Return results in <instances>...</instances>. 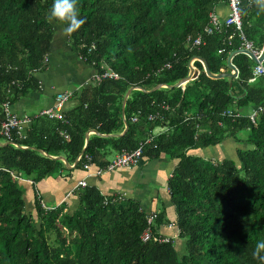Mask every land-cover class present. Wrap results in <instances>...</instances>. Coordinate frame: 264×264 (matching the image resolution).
Returning <instances> with one entry per match:
<instances>
[{"label":"trees","instance_id":"1","mask_svg":"<svg viewBox=\"0 0 264 264\" xmlns=\"http://www.w3.org/2000/svg\"><path fill=\"white\" fill-rule=\"evenodd\" d=\"M220 5L227 0H78L85 23L67 41L98 79L73 95L62 119L33 116L22 137L0 136V264H259L252 251L264 239V80L252 76L247 55L236 53L235 78L210 79L194 61L197 77L173 88L192 57L213 75L229 72L226 59L242 50L240 35L256 51L263 47L264 12L255 0H241L239 31L222 25L203 33ZM52 6L53 0H0V106L38 90L35 75L47 66L54 24L65 28L48 19ZM197 36L201 43L192 46ZM91 44L87 53L82 45ZM105 69L118 78H103ZM157 85L166 88L151 92ZM155 112L161 119L147 121ZM222 143L236 146L234 160L201 156ZM139 146L140 159L176 162L165 186L173 240L156 242L170 225L161 202L147 225L137 201L104 197L93 185L76 190L72 209L61 203L46 211L32 187L33 209L26 210L19 180L36 185L60 177L67 171L62 160L82 171L88 157L105 169L113 155ZM147 227L151 238L142 242Z\"/></svg>","mask_w":264,"mask_h":264},{"label":"crops","instance_id":"2","mask_svg":"<svg viewBox=\"0 0 264 264\" xmlns=\"http://www.w3.org/2000/svg\"><path fill=\"white\" fill-rule=\"evenodd\" d=\"M215 11V14L218 16V18L222 20L227 14V7L220 5ZM54 31L56 33L54 32L52 37L51 52L48 55L47 66L43 72L35 75L39 83L38 90L28 93L26 96L12 104V113L17 118L27 117L30 119V121L24 125L18 133L11 132L9 139H6L2 136L7 141H10L12 133H15L18 137H22L29 129L31 118L38 115L39 112L49 109L52 106L55 95L59 93H71L70 99L64 103L65 105H63L62 108L63 113L69 111L75 104V101H73L74 98H72L73 95L84 89L91 82V80H94L93 77L96 74V71L93 66L80 60L79 55L70 50L66 34L64 33V26L54 24ZM106 70L107 69H105V71ZM39 97L42 99L43 103L38 109V112L26 114L24 112V107L28 105L26 104L27 98L36 99ZM132 118L134 117H131V119ZM131 119L130 121L133 122ZM124 131L125 128L121 134H123ZM156 133L157 132L155 131L154 134ZM86 135L88 136V134ZM190 152L194 154V152ZM218 154L219 150L217 151L215 148L214 154L211 155L215 156ZM114 156L115 155H113V157ZM113 157L111 159H113ZM158 160H161L167 165L170 163L175 165L176 163L175 161H167L165 157L159 158ZM140 161L137 165L131 168L103 172L99 176H91V173H94L97 169L91 165L88 172L89 177H85V173L82 171L71 170L73 169V165H67L66 163H63L67 171L64 170L60 174V177L46 178L41 180L36 185H34L31 180H20L24 184L23 186L25 188V208L27 211L32 212L33 189L34 191L36 190L37 194L41 198V203H43L45 207L53 208L60 205L61 203H64L69 209H72L77 202L75 194L77 189H75V185L78 181L85 178L87 185L95 186L104 197L120 196L122 198L134 199L140 204L146 214L157 212L159 203L161 202L165 208L167 219L170 222V225L161 228V232L163 235L176 238L175 226L173 225L175 215L172 207L170 209L168 192L166 190L167 195L166 197L165 195H162V198L158 195V191L154 192V194L152 193L150 196L145 195V192L147 193V191L144 189V172L140 171L138 173L141 166ZM163 163H161V165L157 166L156 168H163ZM171 212L173 213L174 217L171 216Z\"/></svg>","mask_w":264,"mask_h":264},{"label":"built area","instance_id":"3","mask_svg":"<svg viewBox=\"0 0 264 264\" xmlns=\"http://www.w3.org/2000/svg\"><path fill=\"white\" fill-rule=\"evenodd\" d=\"M240 5H241V0H227V14L226 16L220 20L218 16L215 13H209L208 14V21H207V26L204 28L203 33L205 34H211L213 31H218V29L223 25L225 27L232 26L235 30L239 31L240 30V23H241V18H240ZM240 48L242 50L248 51L250 54H252L255 59H257L261 53V50L256 51L255 49L252 48V44L244 39L242 35H240ZM189 41V39H187ZM192 46H198L201 43L200 36H197L195 39L192 41H189ZM82 48L86 49V52H90L94 49V46L91 44L89 46L82 45ZM220 52V51H218ZM82 61H85V57L80 56L79 57ZM43 61H47L45 58ZM194 62V59L190 61V66H192V63ZM264 60H262L259 63H255V66L252 69V76L253 77H261L264 80V68L262 67V63ZM164 68L169 67V63H165ZM102 77H107V78H112V79H117V76L112 73L110 70H106L103 74ZM94 80L98 79V76L95 74L94 75ZM183 88V86H181ZM71 97L70 92H63L55 95L52 106L49 109H45L41 112L38 113L37 116H45L48 119H55V120H60L63 117V105L65 102L68 101V99ZM10 102L8 100H5L1 104V114H2V119L0 121V135L3 136L6 139H9V135L11 132H16L18 133L24 125H26L30 119L27 117H22V118H17L13 113L10 108ZM161 111H166L167 107L163 104L159 106ZM257 110L252 111V113L249 115L250 120L252 121L256 115H257ZM226 114H230L229 111L226 112ZM162 114L160 112H155L151 113L147 116V121L153 122L157 119H161ZM133 122L136 120V118L131 119ZM64 138H67L65 135H63ZM150 141V140H149ZM141 146L138 148H135L134 150L131 151H122L120 154L116 155L105 167V169H99L97 168L94 173H91V176H99L103 172H111L117 169H128L131 168L135 165L138 164L140 158H141ZM79 158H76V161ZM87 163L83 165L82 172L85 173V177H89V170L91 167V164L89 163V158L86 157ZM20 181V180H19ZM87 185L85 178L81 179L78 181L75 185V189L78 188H83ZM41 207L43 210H48L47 207H45L43 204H41ZM154 214H149L146 216V224L150 225L152 223V219H154ZM151 238L150 235V230L148 227L143 230V232L140 235V240L142 242H146ZM173 237H162L159 236L156 238V242L158 243H167L170 240H173Z\"/></svg>","mask_w":264,"mask_h":264},{"label":"rangeland","instance_id":"4","mask_svg":"<svg viewBox=\"0 0 264 264\" xmlns=\"http://www.w3.org/2000/svg\"><path fill=\"white\" fill-rule=\"evenodd\" d=\"M32 99H34V100H32ZM42 103H43V101L40 97L36 98V99L35 98H27L26 104H28V105H26L24 107V112L26 114L37 113L38 109L40 108ZM10 108H12V105L10 106ZM235 147L236 146L232 143H228V144L222 143L216 147H210V148L205 149L203 152H201V154H202L201 156H203V158L212 160L209 155L214 154V149L216 148L217 151L219 150L220 155H215V157H214L215 159L222 160L224 158H226V159L232 158L234 160L235 154L233 151H234ZM161 163H163L161 160L147 161L146 159H141V161H140L141 166L139 168L138 173L140 171L144 172V177H145L144 189L147 191V193L145 192V195L150 196V195H152V193L154 194V192L158 191V195L161 198H162V195H165V197H166V195H167L166 194V188H165L166 180L168 178V174L171 173V170H172L174 164L170 163L169 165H167L166 163H163V165H162V166H164L163 168L161 166H160L161 167L160 169L156 168L157 166L161 165ZM170 209H171V205H170ZM171 216L174 217L172 212H171ZM176 242H177V245H176L177 251L178 252L182 251L183 240L178 239Z\"/></svg>","mask_w":264,"mask_h":264},{"label":"clouds","instance_id":"5","mask_svg":"<svg viewBox=\"0 0 264 264\" xmlns=\"http://www.w3.org/2000/svg\"><path fill=\"white\" fill-rule=\"evenodd\" d=\"M255 2L260 5L259 11L264 12V0H255ZM48 19L50 21H59L61 24H64V33L66 35H71L77 32L85 23V20L80 16L78 0H53V6L50 9ZM194 61L197 60L194 59ZM192 67L194 66L192 65ZM262 253H264V239L258 240L255 244L254 250L252 251L253 259L257 260L259 264H264V255H261Z\"/></svg>","mask_w":264,"mask_h":264},{"label":"water","instance_id":"6","mask_svg":"<svg viewBox=\"0 0 264 264\" xmlns=\"http://www.w3.org/2000/svg\"><path fill=\"white\" fill-rule=\"evenodd\" d=\"M249 6H252L254 8L255 7L254 2H251L249 4ZM236 53H243V54L247 55L254 63H259L262 60H264V45L261 48V53H260V55H259V57L257 59H255V57L252 54H250L248 51H245V50H238V51H235V52L230 53V55L227 57L226 63H225L226 64V68L229 70V72H227V73H219V74H216V75H213V74H211L208 71L207 64H206V62L202 58L192 57L188 61V73H187V75L184 78H182L181 80H179L175 85H173V88H178V87L182 86L183 84H185L186 82L192 81V80H194L197 77L198 70L196 68L190 66V61L192 59H195V60H197V61L200 62L201 66H202V71H203L204 75L206 77L210 78V79L235 78L236 75H237V72H236V69L231 64L230 59ZM162 87L166 88V86L157 85L155 88H153L151 90V92L152 91H155V90H158V89H160ZM130 91H131V89H129L125 93V95L123 97V100H122V103H121V113H123L124 102H125V99H126V97H127V95L129 94ZM62 161L65 164L64 160H62Z\"/></svg>","mask_w":264,"mask_h":264}]
</instances>
